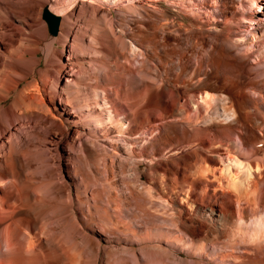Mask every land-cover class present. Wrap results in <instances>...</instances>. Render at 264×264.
Here are the masks:
<instances>
[{"label": "rangeland", "instance_id": "374dc122", "mask_svg": "<svg viewBox=\"0 0 264 264\" xmlns=\"http://www.w3.org/2000/svg\"><path fill=\"white\" fill-rule=\"evenodd\" d=\"M221 2V20L243 10ZM260 2L246 14L261 24L246 22L248 37L217 48L214 31L190 26L189 8L180 20L191 32H165L163 8L178 3L0 0V148L14 134L18 162L52 182V195L70 196L76 263L264 264ZM45 6L62 16L57 36ZM206 92L226 103H202ZM223 103L233 118L217 116ZM224 154L261 168L244 187L246 173Z\"/></svg>", "mask_w": 264, "mask_h": 264}, {"label": "bare ground", "instance_id": "6f19581e", "mask_svg": "<svg viewBox=\"0 0 264 264\" xmlns=\"http://www.w3.org/2000/svg\"><path fill=\"white\" fill-rule=\"evenodd\" d=\"M106 1L109 5L119 4L120 2V0H106ZM143 1L149 6L156 8L160 7V3L162 1H167L170 2L171 4H177V3L180 4L181 8L179 6V10L177 11H174L170 7L163 8V15L165 17V21L164 23H162V28L166 30L169 24H174L177 27V29L184 28L186 30H189V32H191L190 31L191 27L200 30L201 28L207 26L210 30L216 33V34L214 33L215 36H213V39H215V41L212 40L213 41L212 45H215L216 47L218 45L219 47L223 48L225 41L227 42L229 40L231 41V37L233 36V33H236V36H238L237 39H242L243 37H246L248 35L247 33L248 29L246 27L247 25H249V24L246 25V22H253L258 25L261 24V22L263 21V19L256 14L253 15L246 14L247 7L252 6V4H256L258 8H261L262 6L261 5L262 3L260 2L261 0H248V2H246V0H239L240 1L239 4L243 7V10H241V14L239 15L232 14L233 15L232 18L231 16L230 18L229 17L227 18L225 15L226 17L225 20H221L222 19L221 17L224 16L222 14L224 10L221 7L222 6L221 0H143ZM184 8H189L190 10L192 9V12L195 13V14L193 13L194 17L191 20L192 24L190 23L191 27H186L183 24V22L180 20L182 12L186 10V9L184 10ZM234 23L236 24L237 29L233 27ZM212 31L210 32L212 33ZM165 32L167 34H172L171 31L166 30ZM205 35L206 33L204 34V36ZM171 38L172 36L169 39ZM182 39L183 37L181 35V40ZM232 39L234 38L232 37ZM254 41H251L250 43L252 46H255L257 44ZM250 44L249 46H251ZM228 46L230 47V45ZM181 47L182 46L178 47L179 52L182 51ZM200 47L202 46L200 45ZM232 48H234V46ZM248 48L250 49V47ZM239 50L241 49L239 48ZM216 52L218 53V51ZM245 52L246 55L249 54L248 49H246ZM222 54L223 53H221V55ZM230 57L236 58V55ZM257 57L259 59L261 58L263 59L264 51H261L260 54L257 55ZM258 68L260 67H256L254 69H251L250 71H253ZM171 79L172 78L168 77L167 80L170 82V84L173 83L175 85L177 81L174 82L175 80L172 81ZM4 82L6 83L7 86L6 79L0 80V103L6 102L5 99L6 96H4L3 94L4 92H6L5 89L7 90L8 86L5 87ZM250 93H252L254 97L260 98V94L258 90L251 91ZM223 97L226 96L225 95L223 96V94L216 96L215 94L206 92L205 94L202 95V103L209 104L215 101H225L226 98L225 100H223L224 99ZM225 103H223L222 107H220V109L223 111L221 110L217 111L218 113L217 116L222 115L225 118H230L232 116L233 118L235 114V112H233L234 110L229 111L226 107L227 104L225 105ZM18 104L17 106L14 107H18ZM13 109L16 112V109L15 108ZM18 109H20V107ZM1 114H0V127L6 124L5 122L6 120L3 121L4 118H2L5 116L2 115L1 117ZM14 114H10V115H14ZM17 114L18 113L16 112V115ZM14 136H15L14 134L11 136L10 138L11 141L9 140L8 147L0 148V156H1L0 158V264H74V263L79 264V262L76 263L77 261L73 259L72 256L73 253L72 250H74L72 249V247L74 246V244L72 246L71 237L73 235H71V233L73 232L72 231L73 227L71 221L73 220L72 219L73 216L71 215V205H70L71 203L69 202L70 196L68 194H58L57 196H54L55 195L54 193L52 195L50 192V190L53 187L52 182L50 183L47 182V180L45 181L43 179L44 181H42L38 179L35 172H31L33 170L30 167L27 169L30 170V174H28L26 167L21 165L16 158L18 157L16 156V154H18L19 151H18V145L15 144V142L17 143L18 140L16 139L15 142L14 140H12ZM221 157L223 158L224 163L228 161L227 166L229 169H231V165H233L238 169V171H244L246 173V175H244V177L241 178L239 181L244 187L247 182L249 183L254 173L258 172L261 168L260 163L251 166L245 163L244 161H242L240 158L235 156L233 157V155L231 157L230 155L224 154ZM25 170L27 171V173H25ZM257 184L258 183L254 182L255 187H257ZM259 248L260 247H258V249ZM78 254L77 253L76 255L73 254L75 255L74 258H76ZM259 262L263 264V261L261 259Z\"/></svg>", "mask_w": 264, "mask_h": 264}, {"label": "water", "instance_id": "95a60500", "mask_svg": "<svg viewBox=\"0 0 264 264\" xmlns=\"http://www.w3.org/2000/svg\"><path fill=\"white\" fill-rule=\"evenodd\" d=\"M48 25V31L52 36H57L60 32L62 16L51 10L50 6H45L42 14Z\"/></svg>", "mask_w": 264, "mask_h": 264}]
</instances>
